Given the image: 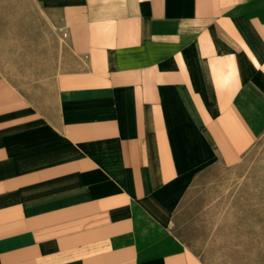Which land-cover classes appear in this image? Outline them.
<instances>
[{"label": "crops", "instance_id": "0c3cea01", "mask_svg": "<svg viewBox=\"0 0 264 264\" xmlns=\"http://www.w3.org/2000/svg\"><path fill=\"white\" fill-rule=\"evenodd\" d=\"M52 89L0 74V264H206L202 193L264 133V0H40Z\"/></svg>", "mask_w": 264, "mask_h": 264}, {"label": "rangeland", "instance_id": "374dc122", "mask_svg": "<svg viewBox=\"0 0 264 264\" xmlns=\"http://www.w3.org/2000/svg\"><path fill=\"white\" fill-rule=\"evenodd\" d=\"M67 52L56 9L0 0V74L47 93ZM211 180L198 223L184 227L183 237L206 264H264V133L239 166Z\"/></svg>", "mask_w": 264, "mask_h": 264}]
</instances>
